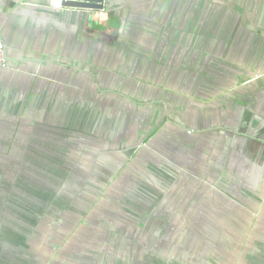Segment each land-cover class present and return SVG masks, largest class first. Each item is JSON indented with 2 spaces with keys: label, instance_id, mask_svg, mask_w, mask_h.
Segmentation results:
<instances>
[{
  "label": "crops",
  "instance_id": "1",
  "mask_svg": "<svg viewBox=\"0 0 264 264\" xmlns=\"http://www.w3.org/2000/svg\"><path fill=\"white\" fill-rule=\"evenodd\" d=\"M49 2L0 0V264H264V0Z\"/></svg>",
  "mask_w": 264,
  "mask_h": 264
},
{
  "label": "rangeland",
  "instance_id": "2",
  "mask_svg": "<svg viewBox=\"0 0 264 264\" xmlns=\"http://www.w3.org/2000/svg\"><path fill=\"white\" fill-rule=\"evenodd\" d=\"M199 22H202V20H200ZM194 24V25H193ZM192 25H189V24H186V25H182V27H180V29H182L183 30V38H182V42L184 43L185 42V40L187 39V37H188V35L190 34V33H192V34H198V33H200V31H201V27H202V35H203V33H204V29L206 28V27H204V26H202L201 24H199L198 25V23L197 22H195V23H193ZM193 26V27H192ZM173 28H176V26L175 25H171L170 23H169V25L168 24H166L165 23V21H160V24H153V23H151V24H148V25H146V26H144V28H141V29H143V30H141V31H146V30H148V31H151V32H157L158 34H161V35H164V34H167V33H169V31H171V29H173ZM179 28V27H178ZM211 28V27H210ZM213 28V27H212ZM180 29H179V31H180ZM220 30V28H218L217 30L215 29V28H213V32H215V31H217L216 33H218V32H220L219 31ZM140 31V30H139ZM198 31V32H197ZM210 30H208V32H209ZM211 31V32H212ZM136 32V31H135ZM143 32H139V34H144ZM207 32V31H206ZM192 34H190V35H192ZM204 36V35H203ZM165 37V36H164ZM176 42V41H175Z\"/></svg>",
  "mask_w": 264,
  "mask_h": 264
},
{
  "label": "water",
  "instance_id": "3",
  "mask_svg": "<svg viewBox=\"0 0 264 264\" xmlns=\"http://www.w3.org/2000/svg\"><path fill=\"white\" fill-rule=\"evenodd\" d=\"M104 0H62L64 7L103 8Z\"/></svg>",
  "mask_w": 264,
  "mask_h": 264
},
{
  "label": "built area",
  "instance_id": "4",
  "mask_svg": "<svg viewBox=\"0 0 264 264\" xmlns=\"http://www.w3.org/2000/svg\"><path fill=\"white\" fill-rule=\"evenodd\" d=\"M50 6L52 8L60 9L64 7L62 5V0H50ZM8 64L7 55H6V45L3 37L0 34V67H6Z\"/></svg>",
  "mask_w": 264,
  "mask_h": 264
}]
</instances>
